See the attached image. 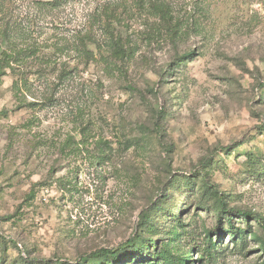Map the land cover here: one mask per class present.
Here are the masks:
<instances>
[{"label": "rangeland", "instance_id": "374dc122", "mask_svg": "<svg viewBox=\"0 0 264 264\" xmlns=\"http://www.w3.org/2000/svg\"><path fill=\"white\" fill-rule=\"evenodd\" d=\"M0 46V264H262L256 220L210 231L264 219V0H0Z\"/></svg>", "mask_w": 264, "mask_h": 264}, {"label": "trees", "instance_id": "16d2710c", "mask_svg": "<svg viewBox=\"0 0 264 264\" xmlns=\"http://www.w3.org/2000/svg\"><path fill=\"white\" fill-rule=\"evenodd\" d=\"M55 2H58V4H61V0H53ZM156 9L158 10V12H160V17L164 20V24L167 28V31L172 35L175 36V34L178 32V24L174 23V17L172 13H168L167 10H165L164 8L160 6H157ZM107 15L108 17H113L115 16L114 10L113 8H108L107 9ZM5 36H7V33L4 32L3 33ZM10 43V42H9ZM115 50L120 49L122 51V49L124 48L120 43H115L114 47ZM23 50H15L12 49L10 47H6L3 48L2 46H0V78L4 75H6L8 73V69L14 70V65L12 64V62H19V60H23L21 57ZM190 54H186V56H190ZM185 58V56H180V59ZM189 59V57H188ZM221 200V212H220V217H219V225L217 228L213 229L210 231V235L214 234L216 235V237L219 238V236H221V228L220 225L222 224L223 220L225 219L229 225H230V230H229V234L230 235H234L236 236L237 234L239 235L240 233V229L236 228L234 223H233V218H242L245 219L247 222H249L250 220L254 219L256 220V222L263 228L264 230V219L260 216H258L256 213H254L253 211H243V210H238V209H234V208H230L228 207L226 201L223 199V197L221 196L220 198ZM143 245L150 249V247L152 248H156V251H153L152 253H148L146 256H144L142 254V249H137L134 250L137 252L136 257L133 259V261L135 260H139V259H143L146 258V260L148 259L149 261H159V260H163V259H170L171 260V264H187V262H183V259H180V257H171V256H163V253L161 251L158 250V242L157 240L155 241L154 239H141ZM260 249L262 251L263 257H264V238H262L260 240ZM135 243L131 244L130 246H134ZM166 245V244H165ZM164 245V246H165ZM128 248V247H127ZM108 249V248H102L99 249L97 251H94L92 253H90L89 255L81 258V262L77 263V264H97L98 262L102 263V264H124L125 260L130 256V254H132L134 251H130L129 249ZM129 255H127V252H129ZM168 253V251H167ZM169 254V253H168ZM176 258V259H173ZM132 261V262H133ZM51 261L50 260H46L44 264H50ZM58 264H65V263H61L59 262ZM262 264H264V259Z\"/></svg>", "mask_w": 264, "mask_h": 264}]
</instances>
